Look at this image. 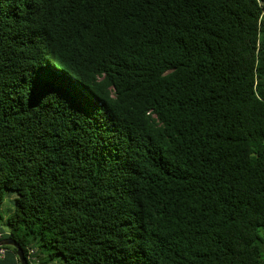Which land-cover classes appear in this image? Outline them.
Masks as SVG:
<instances>
[{
    "label": "trees",
    "instance_id": "1",
    "mask_svg": "<svg viewBox=\"0 0 264 264\" xmlns=\"http://www.w3.org/2000/svg\"><path fill=\"white\" fill-rule=\"evenodd\" d=\"M261 228L264 0H0V238L29 264H264Z\"/></svg>",
    "mask_w": 264,
    "mask_h": 264
},
{
    "label": "water",
    "instance_id": "2",
    "mask_svg": "<svg viewBox=\"0 0 264 264\" xmlns=\"http://www.w3.org/2000/svg\"><path fill=\"white\" fill-rule=\"evenodd\" d=\"M2 245H11L16 249V254L20 264H29L22 249L18 242L10 237L0 239V246Z\"/></svg>",
    "mask_w": 264,
    "mask_h": 264
},
{
    "label": "rangeland",
    "instance_id": "3",
    "mask_svg": "<svg viewBox=\"0 0 264 264\" xmlns=\"http://www.w3.org/2000/svg\"><path fill=\"white\" fill-rule=\"evenodd\" d=\"M5 205V206H4ZM3 205V207L5 208L6 206H8V208L10 209L11 208V206H12V203L10 202V199L8 200V198H7V200H6V202H5V204ZM2 207V208H3ZM8 209V210H9ZM261 235H263L264 234V228H261L260 229V232H259ZM262 248H263V251H264V243H263V245H262Z\"/></svg>",
    "mask_w": 264,
    "mask_h": 264
},
{
    "label": "built area",
    "instance_id": "4",
    "mask_svg": "<svg viewBox=\"0 0 264 264\" xmlns=\"http://www.w3.org/2000/svg\"><path fill=\"white\" fill-rule=\"evenodd\" d=\"M32 252H33V249H30L29 253H32ZM3 255H4V249L3 248H0V256L2 257ZM34 259H36V258L34 257Z\"/></svg>",
    "mask_w": 264,
    "mask_h": 264
},
{
    "label": "crops",
    "instance_id": "5",
    "mask_svg": "<svg viewBox=\"0 0 264 264\" xmlns=\"http://www.w3.org/2000/svg\"><path fill=\"white\" fill-rule=\"evenodd\" d=\"M262 236H263V242H264V234Z\"/></svg>",
    "mask_w": 264,
    "mask_h": 264
}]
</instances>
